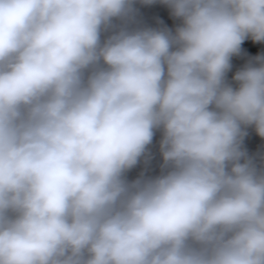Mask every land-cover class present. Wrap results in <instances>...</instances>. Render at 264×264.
Listing matches in <instances>:
<instances>
[{"label":"clouds","instance_id":"1","mask_svg":"<svg viewBox=\"0 0 264 264\" xmlns=\"http://www.w3.org/2000/svg\"><path fill=\"white\" fill-rule=\"evenodd\" d=\"M248 40L264 0H0V264H264Z\"/></svg>","mask_w":264,"mask_h":264},{"label":"crops","instance_id":"2","mask_svg":"<svg viewBox=\"0 0 264 264\" xmlns=\"http://www.w3.org/2000/svg\"><path fill=\"white\" fill-rule=\"evenodd\" d=\"M140 8V18L143 21H151L157 26V21H163L164 25H167L169 27H172L174 24V21L169 16L168 10L166 7L155 4L151 6H138ZM264 54V45L262 44H252L250 40L245 41V43L242 45V51L241 54L238 56H234L232 58V64L233 69L232 72H235L239 68H241L247 60L254 55H260ZM232 73H229V76H231ZM158 139V136H157ZM264 143L260 140L259 137L255 135L254 132L251 130L249 131V136L246 138L245 144L248 147L250 152L257 151L261 144ZM158 161V157L156 158V161L153 162V165L155 167L156 162ZM139 169L133 170L132 173H130V177H135Z\"/></svg>","mask_w":264,"mask_h":264},{"label":"built area","instance_id":"3","mask_svg":"<svg viewBox=\"0 0 264 264\" xmlns=\"http://www.w3.org/2000/svg\"><path fill=\"white\" fill-rule=\"evenodd\" d=\"M144 23L149 25V26H155V24L153 22H151V21H145Z\"/></svg>","mask_w":264,"mask_h":264},{"label":"trees","instance_id":"4","mask_svg":"<svg viewBox=\"0 0 264 264\" xmlns=\"http://www.w3.org/2000/svg\"><path fill=\"white\" fill-rule=\"evenodd\" d=\"M262 45H264V44H262Z\"/></svg>","mask_w":264,"mask_h":264}]
</instances>
